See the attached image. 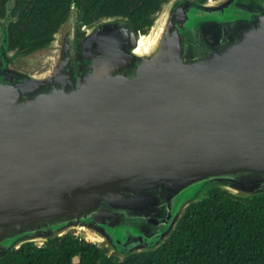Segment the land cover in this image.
I'll list each match as a JSON object with an SVG mask.
<instances>
[{"label": "water", "instance_id": "water-1", "mask_svg": "<svg viewBox=\"0 0 264 264\" xmlns=\"http://www.w3.org/2000/svg\"><path fill=\"white\" fill-rule=\"evenodd\" d=\"M86 2L39 44L0 14V262L68 233L123 262L215 189L264 199V0H164L142 29Z\"/></svg>", "mask_w": 264, "mask_h": 264}, {"label": "trees", "instance_id": "trees-1", "mask_svg": "<svg viewBox=\"0 0 264 264\" xmlns=\"http://www.w3.org/2000/svg\"><path fill=\"white\" fill-rule=\"evenodd\" d=\"M82 1L27 0L23 6L24 0H16L13 15L18 20L10 24L12 47L47 41L72 3ZM162 1L87 0L84 21L126 14L142 29L151 23ZM0 264H264V199L240 198L215 189L209 198L188 207L176 231L160 248L123 262L68 233L42 247L24 244Z\"/></svg>", "mask_w": 264, "mask_h": 264}, {"label": "flooded vegetation", "instance_id": "flooded-vegetation-1", "mask_svg": "<svg viewBox=\"0 0 264 264\" xmlns=\"http://www.w3.org/2000/svg\"><path fill=\"white\" fill-rule=\"evenodd\" d=\"M6 2V0H0V9L2 8V6H3V3H5ZM24 5H27V0H24V4H23V6ZM16 10H18V8H16Z\"/></svg>", "mask_w": 264, "mask_h": 264}, {"label": "bare ground", "instance_id": "bare-ground-1", "mask_svg": "<svg viewBox=\"0 0 264 264\" xmlns=\"http://www.w3.org/2000/svg\"><path fill=\"white\" fill-rule=\"evenodd\" d=\"M141 43H143V39L141 40Z\"/></svg>", "mask_w": 264, "mask_h": 264}]
</instances>
